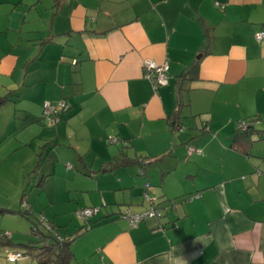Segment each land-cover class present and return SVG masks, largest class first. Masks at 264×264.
<instances>
[{"label": "crops", "instance_id": "0c3cea01", "mask_svg": "<svg viewBox=\"0 0 264 264\" xmlns=\"http://www.w3.org/2000/svg\"><path fill=\"white\" fill-rule=\"evenodd\" d=\"M261 31L264 0H0V111L29 125L16 149L56 156L41 186L58 179L98 210L71 261L170 264L178 249L187 264H264ZM145 60L168 63L165 85ZM62 100L70 112L44 127L43 103ZM241 121L252 134L234 144ZM153 205L171 209L130 226Z\"/></svg>", "mask_w": 264, "mask_h": 264}, {"label": "rangeland", "instance_id": "374dc122", "mask_svg": "<svg viewBox=\"0 0 264 264\" xmlns=\"http://www.w3.org/2000/svg\"><path fill=\"white\" fill-rule=\"evenodd\" d=\"M15 100L17 102V99ZM7 109L6 106L0 111V134H6L0 138V264H39L37 259L27 254L24 247L38 240L32 229L36 227L45 232L51 224L47 221L56 222L59 234L71 238L77 230L84 227V222L77 212L83 209H78L79 206L88 204L89 195L87 192L76 195L74 189L66 193L68 185L55 178L47 177L48 181L39 187L41 177L47 175L50 170L48 163L57 161V157H51V153H47L44 160L41 158L42 149L35 155L33 147L27 143L16 149L18 141L26 142L29 139L26 136L29 125L27 122L22 125L25 118L21 115L14 120L12 108L8 110V117L5 112ZM43 123L44 127H56L48 121ZM36 145L39 146L40 142ZM34 162H41L40 175L29 177V170ZM92 182L94 180L77 185L86 187ZM71 186L75 187L70 184ZM14 252L23 254V258L9 263L8 257ZM71 264L75 262L71 261Z\"/></svg>", "mask_w": 264, "mask_h": 264}, {"label": "trees", "instance_id": "16d2710c", "mask_svg": "<svg viewBox=\"0 0 264 264\" xmlns=\"http://www.w3.org/2000/svg\"><path fill=\"white\" fill-rule=\"evenodd\" d=\"M197 70H198V64L194 65L191 69L185 71L182 74V77L183 78H187L188 76L193 77L196 75ZM69 112L70 111H68L67 114ZM65 115L62 118H64ZM251 124L252 123L248 125L246 132L238 131L237 135L233 139L234 144L243 142V140L247 141L249 139L250 135L252 134ZM259 137L261 139H264V135H259ZM128 161L129 160H127L124 151H121L119 159H115L113 163L114 164L116 163V165H122V164H126ZM137 163H139L141 167L140 170H142L145 160H141V159L137 160ZM37 169L38 166L34 170L35 173ZM141 173L142 175L144 174L143 171ZM39 187H41V182H39ZM23 196H25V194ZM144 197L145 199H147L146 195H144ZM153 207L160 210L161 212L160 219H162L164 213H167L168 210L171 209L169 206L159 208L158 206L153 205ZM160 219H156V220H160ZM89 220L87 221V223H84V227L77 230L76 234L73 235L71 238L61 237L59 234V230H57L56 226L53 224L52 225L50 224L45 232H41L39 228L37 229L35 227V229H32V231L33 234L38 238V240L35 243H30L27 246H24L26 248L27 254L37 259L39 264H69L72 258V253L70 249L71 243L76 237L82 235L83 233L88 232L91 229Z\"/></svg>", "mask_w": 264, "mask_h": 264}, {"label": "built area", "instance_id": "2783aa9c", "mask_svg": "<svg viewBox=\"0 0 264 264\" xmlns=\"http://www.w3.org/2000/svg\"><path fill=\"white\" fill-rule=\"evenodd\" d=\"M254 39L256 42H260L264 40V31L258 32L254 35ZM168 63L164 62L162 64L156 63L151 60H145L142 63V73L143 78L148 80L152 86L153 89H157L158 86L165 85L167 83V73H168ZM69 105L65 101H58L55 103L51 102H44L42 105L43 115L42 118L45 122H49L50 124H57L62 117L67 114L69 111ZM248 128V124L244 121H241L237 124V130L239 132H246ZM115 139H109V143L113 144L115 143ZM193 153L201 154L199 150H195L193 148L188 149V155H191ZM149 201H151L150 198L147 197ZM98 210L95 208H87L83 210H79L77 212V215L82 218L84 223H87V221L97 212ZM130 223L131 227H136L140 223L148 220V219H160L161 218V212L159 209L155 207H151L149 210H146L140 214H134L130 215L127 213L125 215ZM23 255L20 253H14L11 254V256L8 257L9 263H14L19 259H22Z\"/></svg>", "mask_w": 264, "mask_h": 264}, {"label": "clouds", "instance_id": "9594fccd", "mask_svg": "<svg viewBox=\"0 0 264 264\" xmlns=\"http://www.w3.org/2000/svg\"><path fill=\"white\" fill-rule=\"evenodd\" d=\"M170 264H187V260L181 250L176 249L175 254L170 256Z\"/></svg>", "mask_w": 264, "mask_h": 264}]
</instances>
